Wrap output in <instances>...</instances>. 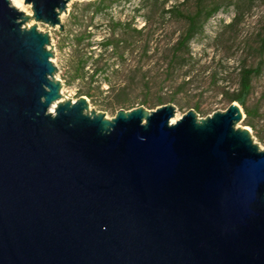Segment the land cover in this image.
I'll use <instances>...</instances> for the list:
<instances>
[{
    "label": "water",
    "instance_id": "water-1",
    "mask_svg": "<svg viewBox=\"0 0 264 264\" xmlns=\"http://www.w3.org/2000/svg\"><path fill=\"white\" fill-rule=\"evenodd\" d=\"M70 1L0 0V264H264V149L240 106L172 123L170 103L107 119L62 99L25 24L63 34Z\"/></svg>",
    "mask_w": 264,
    "mask_h": 264
},
{
    "label": "rangeland",
    "instance_id": "rangeland-1",
    "mask_svg": "<svg viewBox=\"0 0 264 264\" xmlns=\"http://www.w3.org/2000/svg\"><path fill=\"white\" fill-rule=\"evenodd\" d=\"M95 1L97 0L69 2L67 13L60 16L65 36L59 32L58 27L51 28L33 21L25 24L27 28L35 25L39 32L49 36L52 48L51 62L57 69L55 78L61 82V98L72 102L78 98V85L68 83L69 67L75 58H84V55L88 56L92 50L95 56L103 53L97 44L109 36L112 22L129 25L126 33H116L127 41L122 54L125 65L122 68L119 65L114 67L119 75L140 68L138 75L166 78L165 65L160 58H169L167 50L184 31L185 25L175 18L161 17L160 10L153 9L152 0H118L97 15L92 14V9L89 8ZM216 1L188 0L182 11L193 13L199 6H211ZM181 2L182 0H169L165 9ZM23 10L27 14L31 13L29 7L24 4ZM235 16L233 6L220 9L205 22L202 34L191 40L189 58H194V63L188 69L191 78L188 84L181 83L185 70H177L172 73L173 81L163 85L156 84L150 92L140 86L134 87L128 91V99L134 102L133 108L141 106L140 102L145 96L148 99L173 96L175 101L182 105L181 109L174 105L177 109L176 116L181 117L190 109L195 111L196 107L199 108L195 111L198 117L205 118L214 112L226 110L228 103L221 93L236 92L241 66L256 67L260 64L261 73L252 80L251 93L246 102L255 129L245 125L244 113L243 120L237 127L246 128L253 142L260 149H264V0H254L252 7L249 10L244 9L240 20L231 26ZM132 30H140L141 34L136 35ZM81 34L86 38L79 44L77 40ZM89 42L92 43L91 48L85 49ZM109 56L108 52L103 58ZM146 58L152 59L149 62ZM86 70L90 73L92 68L87 67ZM111 73V69L98 73L102 94H97L95 103L88 100L89 110L102 112L107 119L114 117L118 111L105 106L109 101L106 99L108 86L102 78L110 76ZM241 110L243 112L242 108ZM257 136L263 139L260 140Z\"/></svg>",
    "mask_w": 264,
    "mask_h": 264
},
{
    "label": "trees",
    "instance_id": "trees-1",
    "mask_svg": "<svg viewBox=\"0 0 264 264\" xmlns=\"http://www.w3.org/2000/svg\"><path fill=\"white\" fill-rule=\"evenodd\" d=\"M118 0H97L93 2L89 8L92 9V14H99L103 10L111 7ZM153 9L160 10L161 17H168L169 19L175 18L185 25L184 31L179 35L175 42L167 50L169 58H160L165 65L166 78L158 79L157 77H150L146 75H138L140 68H134L132 72L125 75H119L118 70L114 69L115 65H119L121 68L125 65V59L122 58V54L126 49L127 41L123 36H118L117 31L126 33L129 30L128 24H122L116 22L109 27V36L104 38L97 44L103 50V53L95 56L94 51L84 55V58H75L68 70V83H76L78 85L77 95L78 97L84 96L90 102L95 103L96 96L101 95L100 81L97 78L98 73L110 70L112 71L110 76L102 78L103 82L107 84L108 90L106 99L109 101L105 106L112 107L113 109H131L134 106V102L128 99V91L134 87L140 86L145 89L146 92H150L152 86L159 84L163 85L165 82L173 81L172 73L177 70H185L182 74V84H188L190 81V69L194 63V58L190 57L189 43L191 40L202 34L203 26L205 22L217 13L220 9L228 8L229 6L235 7L236 16L233 19V23H237L242 15L244 9L249 10L252 7L254 0H217L211 6H199L193 13L182 11V8L186 5L188 0H182L181 3L170 5L168 9H165V5L169 0H152ZM146 22V21H145ZM136 35H140V30H132ZM86 38L84 34L78 38V43L82 42V39ZM262 44H264V34L262 37ZM92 43L89 42L85 45V49H90ZM110 54L109 58H103L105 53ZM89 53V52H88ZM115 57V58H114ZM114 59V60H113ZM147 61H151L152 58H146ZM92 68L89 73L86 68ZM261 65L256 67L241 66L239 71V82L236 92H223L221 95L225 98L228 106L232 102L238 103L243 109L245 114V125L255 129L251 120V113L246 106L247 99L251 93L252 80L260 75ZM186 79H188L186 81ZM173 104L177 108L181 109L182 105L178 104L173 96L157 97L148 99L146 96L144 100L140 102L141 106L151 110L164 104ZM199 108L195 107V111ZM260 140L263 138L257 136Z\"/></svg>",
    "mask_w": 264,
    "mask_h": 264
},
{
    "label": "bare ground",
    "instance_id": "bare-ground-1",
    "mask_svg": "<svg viewBox=\"0 0 264 264\" xmlns=\"http://www.w3.org/2000/svg\"><path fill=\"white\" fill-rule=\"evenodd\" d=\"M71 1H73V0H71ZM70 1V2H71ZM23 4H24V2H23V0H10V5L12 6V7H14L15 9H17V10H19V11H21V12H23L24 10H23ZM55 108H56V103H54L51 107H50V112L51 113H53L54 112V110H55ZM178 116H175L173 119H172V123H174L176 120H178Z\"/></svg>",
    "mask_w": 264,
    "mask_h": 264
}]
</instances>
